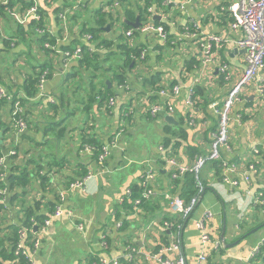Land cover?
I'll return each mask as SVG.
<instances>
[{"label": "crops", "instance_id": "1", "mask_svg": "<svg viewBox=\"0 0 264 264\" xmlns=\"http://www.w3.org/2000/svg\"><path fill=\"white\" fill-rule=\"evenodd\" d=\"M108 1L38 0V3L42 11H45V18L48 16V29L52 33L57 32L56 30L62 27L61 19L57 23L58 15L60 17L65 10H72V18H68L71 31L67 29L63 32L65 39L60 41V46L62 43L67 42L68 44L80 37V30H83L84 22L87 20L93 24L95 11L100 7H103L105 11ZM129 1L133 5L136 4L133 0ZM176 1L181 3L183 0ZM234 1L194 0L183 8H171L169 13L174 18L171 32L176 34L180 43L176 50L173 49L174 51L166 46L160 52L158 45L162 40L157 34L145 33L136 37L140 44L145 43L150 48L149 61L142 69L144 71L151 69L150 73L155 72L157 68L163 69V79L170 81L175 77L179 78L184 89L190 86L195 87V85L202 82L207 95L213 99L212 101L223 100L229 89L241 78L246 68V52L242 48H237L232 43H228L222 47V60H216L207 66L201 64L199 69L196 68L194 71H188L183 66L185 58L201 59V43L205 40L206 35L219 34L229 39L242 36L241 31L233 30L230 25L232 20L230 5ZM120 12L123 13L124 18V10L121 9ZM192 21L200 26V33L197 38H186L183 36L184 26L191 25ZM123 30L124 27L119 23L110 31L106 30V34L110 38L116 37L117 40ZM95 44L96 42L93 41L92 45ZM39 49L40 45L38 43V49H35L38 50V64L45 62L47 59ZM57 52L58 54L54 56L57 70L62 71L64 68L67 70L73 60L65 58V55L58 50ZM160 53L161 59L157 60V55ZM22 59L21 56L17 58L16 55L14 62L18 64ZM220 62H225L229 66L232 73L229 81L222 79L224 75L218 71ZM147 66H150V69ZM24 73L25 70L23 69V71L14 75L16 83L21 82V76L23 78ZM8 75H10L9 72ZM8 77L10 78L12 75ZM53 78L48 83L51 91L57 90V84L61 85L62 81L61 74L58 72H55ZM141 86V83H139V87ZM262 89L264 90V66L246 90L243 100L238 102L233 109L232 117L234 119L231 121L230 128L233 151H228L224 147L221 148L225 158L239 160L245 158L255 144L264 145V94L261 93ZM127 97V94H121L122 100ZM141 97L138 96L137 100ZM69 99L73 114L68 117L66 123L70 131L69 142L72 143L74 140H80L81 122L78 123V120L82 118L84 113L82 110L83 105L76 102V97ZM201 99L204 103L203 97ZM211 102L209 101L206 107L201 108L205 112L196 111L197 122L187 120L185 123L186 134L185 137L179 139L180 146L177 147L179 154L175 157L181 164H192L194 162L195 157L188 154V147L201 144L203 149L202 146L205 144L204 131L207 128L216 126L217 116L209 107ZM139 105L140 109H137V113L133 115L131 120L133 118L138 119L141 116L147 122L148 119L153 120V126L151 127L154 132V142L151 141L147 144L135 140L129 144L122 138V134L118 138L115 137L117 143L108 158L107 164L100 166L99 169L96 168V172L93 171L92 166L90 167L96 174H92V177L86 180V189H75L67 193V205L74 215L64 213L61 217L52 221L50 230L44 235L42 246L35 257L36 264H88L93 256L106 259L117 257L121 259V264H160L150 254L155 251L156 247L165 246V240L179 244V250L168 251L164 254L170 259H175L183 254L186 256L188 264H194L196 257L205 252L207 260L204 264H249L252 253L262 241L260 240L258 244L255 236L258 233L261 234L264 229L263 227L252 234H248L264 218L261 205L255 203L258 193L264 190V161L258 165L260 169L257 172L247 167L246 172L248 174H242L241 172L227 173L231 181L237 180V186L223 182L222 177L225 174H220L221 178L217 177L212 164L204 165L199 171L202 180L199 181L202 194L196 204V211L188 224L186 223L187 225L183 226V230L181 229L180 232L172 234L166 231L170 226L168 221L176 215V212L171 208L170 198L167 195L180 194L182 184H175L174 179L176 178L169 173L171 170L169 165L159 163L161 167L156 165L153 195L145 201L140 210L134 208L133 213L126 215L128 208L124 206L126 199L124 194L134 186H142L147 161L157 160L158 146L162 143L167 123L178 125V119L185 117L187 112L185 96L182 94L175 99V110L172 112L174 121L171 122L166 119L168 113L160 117L152 116V118L149 116L144 108L147 105V97L146 99L143 98ZM9 112V103L0 106V121L5 122L0 126V134H3L5 127L8 126L10 121ZM35 113L36 116L31 117L36 120L38 119V111H35ZM238 114L242 115L240 122L237 120ZM212 118L216 120L213 121ZM111 119L109 121L113 123L119 121L117 108ZM199 121H207V127L202 128ZM102 124L108 127L103 120ZM99 133L103 134L100 129ZM213 133H211L210 138ZM10 134L11 130L8 135ZM8 135L7 137L10 138L8 147L18 144L22 140L20 139L21 133ZM34 137L42 138V131H39L36 135L34 134ZM105 139L107 141V135ZM23 144L28 146L26 140H23ZM205 151L207 152L206 149ZM84 158L86 157L84 156ZM73 159L72 164L65 169V174L76 175L78 161L74 157ZM161 169H163V172L160 171ZM65 174L51 175L58 189L65 186ZM203 180L208 183L206 189L202 183ZM249 202L251 203L248 205ZM244 208L246 209L243 213L242 209ZM208 211L211 212V216L206 230L212 240L221 241L218 248L214 247L212 242L203 243L201 230L196 227V222L202 219ZM81 222H83L84 228L79 230L77 224ZM222 234H224V241L221 237ZM68 246L70 248H66ZM130 248L135 249L133 259L127 257Z\"/></svg>", "mask_w": 264, "mask_h": 264}, {"label": "trees", "instance_id": "2", "mask_svg": "<svg viewBox=\"0 0 264 264\" xmlns=\"http://www.w3.org/2000/svg\"><path fill=\"white\" fill-rule=\"evenodd\" d=\"M161 1L139 0L133 5L129 0H109L106 4V8L108 9L105 8L104 11L103 7H100L95 11L93 24L87 20L84 22L82 26L84 28L82 31L80 30V37L68 44L67 42L62 43L60 46V41L65 39V35L63 34L65 28L59 27L56 30L57 32H50L48 29V16L45 18V11H42L40 5L38 11L42 18L38 20L35 15H31L24 24L18 22L16 15L11 13L17 11V14L23 18L22 14L34 4L33 1L9 0L8 3L0 5V18L4 25V32L0 33V52H6L7 59L12 55H17V58L21 56L23 59L18 65L25 63L23 65L25 73L23 78L21 76V82L16 83L13 75L10 78L8 77L10 76L8 75V67L4 68L3 72L0 73V86L5 89V94L0 95V106L7 103L10 106V121L8 126L5 125V129L3 128L4 133L0 134V158L7 155L5 161L6 168L0 166V190L2 191L0 192V264H30L27 255L33 251V242L39 237L38 231L43 228L45 220L51 218L53 221L64 213L72 215V210L67 205V193L75 189H86V185L71 187V184L78 180H83V178H86L90 174H96V168L99 169L101 168L100 166L107 164L108 158L111 155L101 160L100 154L103 146L111 144L115 137L118 136L120 128L114 127L115 124L120 123L123 125L126 121L131 120L133 115L137 113L134 109L135 104L137 103L140 107L139 103L143 98L146 99V97L147 105L144 108L149 116L152 117L148 110V104L158 100L162 101L165 98L160 93L161 90L170 91L176 84H182L179 78L176 77L170 81L163 79V69L157 68L155 72L150 73V66H147L150 69L149 72H139L140 68L143 70L142 67L146 66L149 61L150 48L149 45L145 43L140 44L137 41L136 37L145 33L140 32L137 28L134 29L135 27L131 26L129 22H134L137 16H139L140 25L146 24L149 15L148 7L152 3L156 7L160 6ZM17 3L21 5L20 10L16 7ZM121 9L125 12L124 18L123 13L120 12ZM164 10L167 12L166 8ZM66 13L70 19L72 10H67ZM60 19L62 18L58 15L57 23ZM9 20L13 22V26L12 24L8 25ZM152 20L153 24L156 26L163 25L168 32L167 40L162 41L158 45L160 52L166 46H169L172 51L176 50L180 41L176 37V34L171 32L174 20L173 16L170 15L167 20H160L157 17L152 18ZM119 23L124 27L125 31L120 32L117 40L116 37H108L106 27L110 25L113 29ZM40 29L43 30V33H39ZM130 29H134L133 37L135 43L132 45L128 42L129 38L125 34ZM34 34L37 35V39L33 37ZM86 35H91L92 38L88 40ZM93 41L96 42L94 46L92 45ZM36 42L37 44H35ZM38 43L40 45L39 50L47 57L45 62L39 64L38 50H35L38 49ZM77 47L82 48L81 57L71 59L73 62L70 63V67L67 70L66 68L62 69V71L57 70L55 66L56 60H54V56L58 54L57 50L65 55V51L73 52ZM145 48H148V51L146 57L142 59L140 57L141 51ZM222 51L223 48L217 50L216 60H222ZM25 52L28 54L26 58L23 56ZM65 58L69 59L66 55ZM156 59H161V53L157 55ZM201 64L202 59L185 58L183 68H186L188 71H194L196 68L199 69ZM55 72L61 74L62 81L61 85L57 84V90L51 91L48 83L54 79ZM42 78H45L43 88H41ZM222 79L225 80L224 76ZM139 83H141V87H139ZM117 84H120V87L116 86ZM202 84L201 82L195 85V92L192 95L195 111L197 112L203 111L201 108L206 107V104L213 100L209 98L206 88ZM67 90H70L75 95L78 94L79 90L83 92V95H79L78 98L76 97V102L83 105L82 110L84 113L82 118L78 120V123L81 122L80 140H74L72 143L69 142L70 131L66 123L68 117L73 114L70 108L71 101L68 98L71 95L66 96ZM20 91H23L24 96L20 95ZM121 94L129 95L122 100ZM181 94L186 99L188 88L182 89L180 96ZM50 95L55 97V101L48 99ZM138 96L142 97L137 100ZM200 96L203 97L205 104L202 102ZM111 97L115 98L114 106H108ZM18 101L21 113L15 114V110L18 107L16 103ZM116 108L120 119L118 122H111L108 125L107 121L108 119L112 120L111 117L114 115ZM35 111H38V119L36 120L31 117L36 116ZM166 114L158 116H165ZM20 115L26 122V130L21 133L20 139L22 140L18 144L8 147L10 145V138L7 135L10 130L14 132L13 134H18L14 129L13 123L14 118ZM170 115L173 114L171 113ZM91 116L93 118H90ZM40 118L41 120H39ZM212 119L213 121L216 120ZM102 120L107 126H111H104ZM187 120L198 121L197 118H192L187 110L185 117L178 119V125L167 123L162 143L158 146L157 160H149L145 174L150 170L155 174L157 170L156 165L159 167H161L159 163L168 165L165 159L166 156L175 158L179 154L177 147L180 146L179 139L185 137V123ZM88 122H92L91 126L93 127H91V131L94 130L93 132L84 127ZM203 122H205V126ZM4 123L1 120L0 126ZM207 124V121H199V125L202 128H206ZM215 125L207 128L208 131L207 129L204 131L205 144L202 146L204 147L203 149L201 148V144L188 147V154L190 156H207L209 154L212 142L215 140V134L218 131V118ZM103 126L106 127L107 131L102 129ZM229 128H231V122ZM99 129L102 131V135L99 133ZM39 131H42V138L38 139L34 137V134L36 135ZM212 132L214 133L210 138ZM6 133L7 135H5ZM106 135L107 141L105 139ZM23 140H26L28 146L23 144ZM87 147H91V149L88 151ZM160 147H164V152L160 150ZM113 149L114 146L110 149L111 152ZM10 151H15V153L9 154ZM73 157L78 161L76 175L65 174V169L74 160ZM94 164L95 166H93ZM208 164L214 166L216 176L221 178L220 174H224V172L222 171L220 161L208 159L205 165L207 166ZM91 166L95 172L91 170ZM160 171L163 172V169ZM174 171L178 170L171 168L169 173L172 175ZM1 173H4L6 176L2 178ZM59 174H65V186L61 189H58L57 184L51 178V175ZM174 180L175 184H182L180 196L185 200L186 204H190L193 197L200 198L202 190L199 181L202 180L199 172L188 171ZM202 183L205 189L208 188L206 181L203 180ZM143 190L144 179L142 180L141 187L134 186V188L126 191L124 194L126 198L124 206L128 208L126 215L133 213L134 208L140 210L145 201L150 199V197L142 198ZM138 198H142V201L137 205L135 201ZM58 207L65 209V211L62 215L54 217L53 214L56 213ZM196 208L195 205L192 214L188 215L189 217L176 213L168 221L170 226L166 232L172 234L180 232L181 229L183 230V226L188 224ZM263 223L264 218L255 227ZM79 224H83V222L77 224L78 229ZM242 224L241 226H243ZM51 225L47 229L48 232ZM22 231L26 232L25 236L22 234ZM165 242V246L171 243L169 240H165ZM20 243H25L24 249L18 248ZM165 246L156 247L150 256L159 254ZM100 258V256H93L88 264H91L93 261H99ZM122 261L124 260L122 259ZM249 264H264V242L258 246V250L249 260Z\"/></svg>", "mask_w": 264, "mask_h": 264}, {"label": "built area", "instance_id": "3", "mask_svg": "<svg viewBox=\"0 0 264 264\" xmlns=\"http://www.w3.org/2000/svg\"><path fill=\"white\" fill-rule=\"evenodd\" d=\"M33 1V0H31ZM194 0H183L181 3L176 0H162L160 6H155L153 3L148 7V22L144 25H140L137 29L142 33H153L157 34L158 37L162 41L167 40L168 32L163 27V25L156 26L153 24L152 18L158 15L160 16V20L169 19V11L171 8L181 7L183 8L186 4L193 2ZM9 0H4L3 3H8ZM164 8H166L167 12H165ZM36 4H33L27 11L22 14L23 18H21L17 11L12 12L13 15H16L17 19L20 22H23L31 15H36ZM230 11L232 15L231 20V28L235 31H241L242 36L229 39L224 38L219 34H208L206 35L205 40L201 43L202 46V66H207L216 61L217 50L222 48L225 44L232 43L237 48L245 49L246 51V68L241 78L229 89L226 97L219 101L216 100L210 104V108L215 112L218 118V131L215 134V140L212 142V148L207 156L199 155L195 157V160L192 164H181L176 158L166 156V162L172 169H177L178 171H174L172 176L177 178L179 176L184 175V173L188 171L199 172L204 165L206 164L208 159L218 160L221 163L222 171L224 172V176L222 177L223 182H227L233 186H237V180H230L229 175L227 173L232 172H241L242 174H248L246 172V168L249 167L252 171H259L258 164H261L264 161V145L255 144L252 146L249 153L245 158H242L240 161L229 160L225 158L221 152V148H225L228 151H233V143H232V134L231 129L229 128V124L234 119L232 117L233 109L235 105L242 101L244 98V94L246 90L251 85L253 79L256 77L260 69L264 66V0H235L230 5ZM36 17V16H35ZM38 18V16H37ZM191 25L184 26L183 36L186 38H197L200 33V26L192 21ZM2 20L0 18V33L2 31ZM136 29V28H134ZM134 29L128 30L125 34L129 38L130 44H134ZM183 37V38H184ZM86 38L90 40L92 38L91 35H86ZM181 38V39H183ZM148 48H145L141 51L140 57L143 59L146 57ZM66 56H68L69 60L75 59L76 57H81L82 48L77 47L73 52L66 51L64 52ZM218 71L224 75L226 81L231 79V71L229 66L225 62H220L218 64ZM45 82V78H42L41 88H43V84ZM182 89L184 87L182 84H176L170 91L161 90L160 93L165 96L162 101H155L148 104V110L150 115L153 117H157L160 114L168 113L171 114L175 110V99L180 95ZM187 89V88H185ZM195 92L194 86H190L188 88V95L185 99L186 109L189 111L192 118H197V114L195 111V103L192 99V95ZM261 93L264 94V90H261ZM5 94V89L0 86V95ZM42 95V93H41ZM18 105L15 110V114L21 113L20 111V103H16ZM110 104H115V98H110ZM241 114L237 115V120L241 121ZM14 129L20 134L26 130V122L24 118L20 115L19 117L14 118ZM205 125V122H203ZM116 139L112 141L111 144L104 145L102 148V152L100 154V159L104 160L111 154L112 146H116ZM91 147H87L89 151ZM160 150L164 152V147H160ZM15 151H10L9 154H14ZM6 157L0 158V166L6 168L5 161ZM6 176L4 173H1V177L4 178ZM92 177V175H88L83 180H78L71 184V187L83 186L86 185V180ZM144 190L142 192V198H148L153 195V181L155 179V174L152 170L148 171L147 174L144 175ZM202 189V187H201ZM5 191V190H4ZM0 192H2L0 190ZM170 198V206L176 212L182 214L184 217L190 216L192 214L194 206L198 203L199 198L193 197L191 199L190 204H186L185 200L180 196V194L167 195ZM142 198H138L135 203L138 205L141 203ZM251 202L248 203V205ZM255 203L257 205H261L264 212V190L260 191L256 196ZM247 205V206H248ZM246 206V207H247ZM246 208L242 209L243 213ZM65 209L58 207L56 213L53 216H60L64 213ZM264 215V214H263ZM188 216V217H189ZM211 216V212H206L202 219L196 222V227L201 230V238L203 243L212 242L214 247H219L221 241L212 240L210 234L206 230V221L209 220ZM52 219H46L43 225V228L38 231L39 237L33 242L34 249L33 251L27 255L30 261V264H36L35 257L41 247L42 237L48 233L47 229L51 225ZM79 229H83V224H79ZM22 234L25 236L26 232L22 231ZM264 242V237L262 238L261 243ZM260 243V244H261ZM25 243H20L18 248L24 249ZM179 250L178 243H171L168 246L162 248L159 254L155 255L160 264H188L187 258L185 255L180 254L175 259H170L164 254L168 251ZM258 250V247L254 250L252 255ZM24 252H26L24 250ZM135 252L134 248H130L127 253V257L133 259V254ZM207 260V254L205 252L200 253L195 260L194 264H204ZM91 264H121L120 258L106 259L101 257L99 261H93Z\"/></svg>", "mask_w": 264, "mask_h": 264}, {"label": "rangeland", "instance_id": "4", "mask_svg": "<svg viewBox=\"0 0 264 264\" xmlns=\"http://www.w3.org/2000/svg\"><path fill=\"white\" fill-rule=\"evenodd\" d=\"M3 1L4 0H0V5L1 4H4L3 3ZM135 3L136 2H138L139 0H133ZM33 2H34V4H36V7H37V10H36V18H37V16H38V20H40L41 18H42V16L39 14V11H38V7H39V3H38V0H33ZM112 3H114V2H112ZM116 5V4H115ZM16 7L20 10L21 9V5L19 4V3H17L16 4ZM67 11V10H66ZM66 11L65 12H63L60 16H61V20L63 21V23L61 24V26L62 27H64L65 28V30H67L68 29V31H70V25L68 24V16H67V13H66ZM11 14H13V13H11ZM170 13H169V17H170ZM16 20L18 21V22H20L17 18H16ZM27 22V19L26 20H24L23 22H20L21 24H24V23H26ZM13 22H11L10 20H9V23H8V25L10 26L11 24H12ZM12 26H13V24H12ZM14 27H15V25H14ZM116 29V28H115ZM114 29V30H115ZM2 31L4 32V25L2 24ZM50 31V30H49ZM125 31V30H124ZM39 32H41V33H43V30L42 29H40L39 30ZM51 32V31H50ZM39 34V33H38ZM33 37L35 38V39H37V35L36 34H34L33 35ZM46 45H49V44H46ZM59 51V50H58ZM66 52V51H65ZM6 55H7V53L6 52H0V73H2L3 72V69L4 68H6V67H8L9 68V70H8V72H9V74L10 75H15L16 73H19L20 71H23V65L25 64H23V65H18L16 62H14V59L16 58V56L15 55H12V56H10L8 59L6 58ZM26 55L28 56V54H27V52H25L24 54H23V56L26 58ZM3 59H5V61H3ZM69 68V67H68ZM136 71V70H135ZM142 71H144V70H141V68H140V71L139 72H142ZM145 72V71H144ZM146 72H149V71H146ZM136 75H137V73H136ZM135 75V76H136ZM81 86H82V84H81ZM80 86V87H81ZM116 86H119L120 87V84L118 85H116ZM126 87H128L127 85H126ZM135 91V90H134ZM20 95L21 96H24V93H23V91H20ZM68 95H71V96H68ZM79 95H83V92L81 91V90H79L78 91V94L77 95H75L73 92H71L70 90H67V92H66V96H68V98H73V97H77L78 98V96ZM129 95V94H128ZM42 97V96H41ZM48 99L50 100V101H55V97L53 96V95H50L49 97H48ZM135 103V102H134ZM108 106H114V104H110V99H109V103H108ZM134 109H135V112H137V109H140V107L138 106V104L136 103L135 104V106H134ZM90 118H93V116H91ZM149 121L147 122L144 118H142V116L140 117V118H133V120H128V121H126L125 123H123V125H121L120 123H118V124H115V126L114 127H117V128H120V131H119V134H118V136H117V138L122 134V138L125 140V141H127L129 144H131L132 142H134L135 140L136 141H139V142H146L147 144L149 143V142H154V140H155V137H154V132H153V130H152V127L151 126H153V120H151V119H148ZM111 122L109 121V119H108V121H107V124L109 125ZM91 124H92V122H88V123H86V125L84 126L85 128H87V130H90V132H93V131H91L92 130V128L91 127H93V126H91ZM134 124V125H133ZM133 125V126H132ZM111 126V125H110ZM110 126H108V127H110ZM102 129L104 130V129H106V127H102ZM14 132L11 130V134L10 135H15V134H13ZM9 135V136H10ZM147 163H148V161H147ZM148 167V166H147ZM71 213H72V215H74L73 214V211H71ZM261 216H259V218H260ZM260 219H262V217L260 218ZM263 220V219H262ZM207 223H206V226H207V224H208V220L206 221ZM264 237V229L262 230V232H261V234H257L256 236H255V238H257V243L259 244L260 243V240H262V238ZM66 248H70V246H68V247H66ZM255 255V253L251 256V257H253Z\"/></svg>", "mask_w": 264, "mask_h": 264}, {"label": "water", "instance_id": "5", "mask_svg": "<svg viewBox=\"0 0 264 264\" xmlns=\"http://www.w3.org/2000/svg\"><path fill=\"white\" fill-rule=\"evenodd\" d=\"M156 17H157V18H160V16H158V15L154 16V18H156ZM129 23H130L131 26H133V27H135V28H138V27L140 26V17L137 16V18H136V20H135L134 22L130 21ZM110 28H111V26L108 25V26L106 27V30L109 31ZM242 50H243V51H246L245 49H242ZM166 119H167L169 122L174 121V116H173V115H170V114H169V115H166ZM263 227H264V223L261 224V225H259V226H257V227H255V228L252 229L251 231H249L248 234H252V233L258 231L259 229H262ZM35 229H36V227H35ZM221 237H222V239H223V241H224V234H222Z\"/></svg>", "mask_w": 264, "mask_h": 264}]
</instances>
